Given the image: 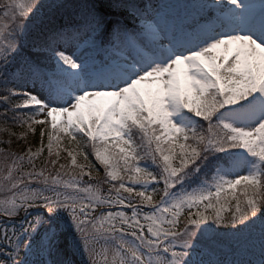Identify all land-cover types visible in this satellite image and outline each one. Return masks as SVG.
Listing matches in <instances>:
<instances>
[{
  "label": "snow or ice",
  "instance_id": "1",
  "mask_svg": "<svg viewBox=\"0 0 264 264\" xmlns=\"http://www.w3.org/2000/svg\"><path fill=\"white\" fill-rule=\"evenodd\" d=\"M175 8L0 0V264H264V0Z\"/></svg>",
  "mask_w": 264,
  "mask_h": 264
},
{
  "label": "trees",
  "instance_id": "2",
  "mask_svg": "<svg viewBox=\"0 0 264 264\" xmlns=\"http://www.w3.org/2000/svg\"><path fill=\"white\" fill-rule=\"evenodd\" d=\"M3 109L4 105L0 103V112H3ZM9 116L10 119L7 122L0 117V184L7 175L6 168L11 165L10 159L7 162L5 161V153L21 154L26 150L27 146L30 145L35 150V148L40 144L39 129H37L35 135L29 132L27 136H22V134L27 131L26 127H20L19 125L12 123L11 114H9ZM12 133H15V135H12ZM44 143L47 144V137H45ZM67 143V138H65L64 144L67 145ZM46 159L47 148H45L43 156L37 161V169L44 165ZM51 159H55V156ZM89 160H92L93 163H95L92 156H89ZM80 161L81 158H78V162ZM60 163H70V158H68L67 154L64 152L61 153ZM97 167L99 168L101 175H103V168L99 167V165H97ZM33 185L36 186L35 183ZM104 187L106 188L107 185H104Z\"/></svg>",
  "mask_w": 264,
  "mask_h": 264
},
{
  "label": "rangeland",
  "instance_id": "3",
  "mask_svg": "<svg viewBox=\"0 0 264 264\" xmlns=\"http://www.w3.org/2000/svg\"><path fill=\"white\" fill-rule=\"evenodd\" d=\"M255 2H258V0H255ZM165 3L169 4L170 6H176L175 10H179V5L176 3L175 0H166ZM71 50H69L70 52ZM4 182H1V184H3ZM5 193L0 192V199H2L4 197ZM77 261L79 260V257L76 258Z\"/></svg>",
  "mask_w": 264,
  "mask_h": 264
}]
</instances>
